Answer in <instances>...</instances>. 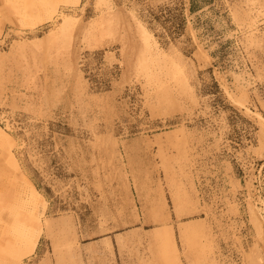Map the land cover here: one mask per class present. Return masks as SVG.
<instances>
[{
    "label": "rangeland",
    "instance_id": "1",
    "mask_svg": "<svg viewBox=\"0 0 264 264\" xmlns=\"http://www.w3.org/2000/svg\"><path fill=\"white\" fill-rule=\"evenodd\" d=\"M0 264H264V0H0Z\"/></svg>",
    "mask_w": 264,
    "mask_h": 264
},
{
    "label": "bare ground",
    "instance_id": "2",
    "mask_svg": "<svg viewBox=\"0 0 264 264\" xmlns=\"http://www.w3.org/2000/svg\"><path fill=\"white\" fill-rule=\"evenodd\" d=\"M73 2L78 3L79 0H73ZM20 8H18V15H20V12L24 14L23 6ZM9 155L11 157L13 166L18 170L19 165L16 159L14 158L13 154L10 153ZM24 181L25 184H23L21 187H17L18 193L16 195V199L25 203L28 215L26 223L28 225L29 235L26 241L18 244L17 246V252L19 253L18 259H21L26 255L31 254L35 250L42 225L41 218L46 207V201L43 195L35 188V186L28 179H25ZM20 183L22 184V182Z\"/></svg>",
    "mask_w": 264,
    "mask_h": 264
}]
</instances>
